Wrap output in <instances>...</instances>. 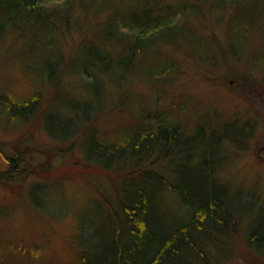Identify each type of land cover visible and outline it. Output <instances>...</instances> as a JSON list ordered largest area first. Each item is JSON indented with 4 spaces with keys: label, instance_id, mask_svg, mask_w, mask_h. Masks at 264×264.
<instances>
[{
    "label": "trees",
    "instance_id": "16d2710c",
    "mask_svg": "<svg viewBox=\"0 0 264 264\" xmlns=\"http://www.w3.org/2000/svg\"><path fill=\"white\" fill-rule=\"evenodd\" d=\"M211 1L0 0V38L10 29L25 37L20 53L23 68L37 86L54 87L65 58L59 36L70 34L71 26L86 34L80 46L85 48V62L90 65V71L83 69L91 77L86 84L101 97L107 91L101 72L111 74L115 84L128 73L146 82L180 74L177 60L164 50L166 45L176 48L186 44L204 57L211 48L191 26V20L204 16L205 4ZM213 1L215 7L239 5L227 22L232 44L249 39L259 22L264 25V10L258 0ZM79 9L90 21L76 14ZM260 54L259 63L264 66V54ZM128 93L120 96L116 109L129 111V118L119 120L113 130L100 127L104 108L97 111L87 94L74 101L65 98L70 101L65 113L53 108L64 94L60 89L54 104L43 113L45 129L55 141L62 144L73 139L71 145L79 144L83 159L75 163L78 168L92 175L104 173L114 186L97 200L101 220L79 227L81 232L72 241L76 243L75 264H213L217 245L238 233L246 221L241 213L244 202H252L247 204L252 208L259 206L255 200L232 194L221 174L223 150L249 136L251 126H237L210 112H205L204 120L195 121L197 110H189L183 100L165 108L162 99H156V108L150 109L143 96ZM41 96L40 91L19 96L5 90L0 94V118L11 128L36 121ZM184 118H190L189 124ZM0 153L7 162V168L0 171V182L10 186L13 181L3 175L20 169L18 155H7L1 144ZM30 164L23 168L36 170ZM168 197L180 202L183 210L174 213ZM261 212L264 214V207ZM249 233L251 247L264 253L263 217ZM2 235L0 259L10 260V264H47L37 244Z\"/></svg>",
    "mask_w": 264,
    "mask_h": 264
},
{
    "label": "rangeland",
    "instance_id": "374dc122",
    "mask_svg": "<svg viewBox=\"0 0 264 264\" xmlns=\"http://www.w3.org/2000/svg\"><path fill=\"white\" fill-rule=\"evenodd\" d=\"M258 1L264 10V1ZM213 2L205 4L204 16L191 20V26L211 48L204 56L206 58L198 56L186 44L176 48L166 45L164 50L177 60L180 74L146 82L139 75L128 73L115 84L111 74L101 72L99 76L107 90L101 97L94 87L86 84L91 77L83 69L89 68L90 71V65L85 62V48L80 47L86 34L71 26L70 34L59 36V49L65 58L59 83L54 87L50 84L37 86L23 68L20 53L25 37L10 29L0 38V94L5 90H13L19 96H28L35 91L42 93V108H39L36 121L11 128L0 118L1 149L7 155H18L17 166H21L12 174L3 175L13 181L10 186L0 182V210L3 211L0 233L4 238L28 245L37 244L42 248V259L47 264H75L76 243L72 241L77 232H81L78 230L83 223L96 225L101 220L97 214L100 194H108L114 186L106 174L92 175L78 168L75 163H81L83 159L79 144L71 145L73 139L62 144L55 141L45 129L43 113L54 104L60 89L64 94L53 108L65 113L70 103L67 100L83 99L87 94L97 111L104 108L100 127L113 130L119 120L129 118V111L121 113L116 109L120 96L126 91L130 96H143L150 109L156 108V99L161 98L165 108L183 100L189 110L192 107L191 110H197L195 121L204 120L205 112H210L212 116L218 114L226 121H234L237 126L243 127L244 123L251 126L249 136L227 144L223 150L225 159L221 174L234 191L232 194L239 199L242 195L255 200L259 206L252 208L247 205L252 202H244L241 213L246 221L238 233L228 236L219 244L221 246L217 245L213 264H264V253L253 249L248 242L251 226L255 228L260 218H264L261 212L264 207V66L259 63L260 53L264 54V25L259 22L249 39L232 44L227 22L239 5L215 7ZM76 14L81 15L82 20L90 21L87 13L80 9ZM74 18L75 15L72 20ZM261 20L263 17L258 21ZM184 120L189 124L190 118ZM58 136L62 137L61 131ZM83 151L89 153L87 148ZM31 162L36 170H25V163L31 166ZM6 168L7 162L0 153V171ZM167 201L174 213L183 208L175 198L168 197ZM0 264H10V260L0 259Z\"/></svg>",
    "mask_w": 264,
    "mask_h": 264
}]
</instances>
